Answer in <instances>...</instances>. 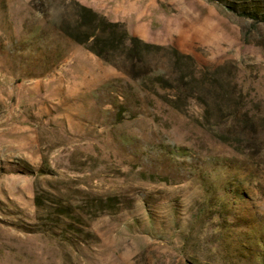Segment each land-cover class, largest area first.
<instances>
[{"label": "rangeland", "instance_id": "obj_1", "mask_svg": "<svg viewBox=\"0 0 264 264\" xmlns=\"http://www.w3.org/2000/svg\"><path fill=\"white\" fill-rule=\"evenodd\" d=\"M0 264H264V0H0Z\"/></svg>", "mask_w": 264, "mask_h": 264}, {"label": "trees", "instance_id": "obj_2", "mask_svg": "<svg viewBox=\"0 0 264 264\" xmlns=\"http://www.w3.org/2000/svg\"><path fill=\"white\" fill-rule=\"evenodd\" d=\"M80 8L84 12L82 14V19L84 22L87 21L85 23H88V29H90V33L88 36H85V39H76V42L86 45L89 51L93 52L96 56L104 60H107L105 59L106 57H104V55H107L109 50H119V52L125 54V57L130 60L132 65H136V63L141 61L142 54L135 45L136 42L140 43V41L136 38V36L130 35L127 30L119 23L108 22L105 17L93 10L84 8V6H81ZM100 22L109 28L106 35H104V29L100 28ZM97 29L100 30V33L96 32ZM89 38H92L91 42L96 46L87 44ZM141 44H143L146 50H167L164 47L155 46L154 44ZM172 52L173 57L176 58V65H178V59L188 62L189 64L185 69H179L178 66L176 68L179 71L174 69V72H178L179 74L173 80V83L169 84V88L173 92L174 96H177V99L183 100L187 97L191 99H202L200 96H198V94L200 95L204 93L203 91H208V89L212 91L217 88L215 79L207 80L204 77H199L201 72L197 68L195 61L190 57V55L182 54L176 49H172ZM152 71L155 73L157 72V70L154 68ZM230 90L231 93L235 92L234 89ZM221 97H223V95ZM201 103L208 106L207 98L206 100L203 99ZM233 115H235V113L230 114L229 117Z\"/></svg>", "mask_w": 264, "mask_h": 264}]
</instances>
